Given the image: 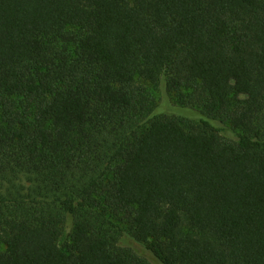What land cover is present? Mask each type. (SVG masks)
Wrapping results in <instances>:
<instances>
[{
    "label": "trees",
    "instance_id": "16d2710c",
    "mask_svg": "<svg viewBox=\"0 0 264 264\" xmlns=\"http://www.w3.org/2000/svg\"><path fill=\"white\" fill-rule=\"evenodd\" d=\"M146 252L264 264V0H0V264Z\"/></svg>",
    "mask_w": 264,
    "mask_h": 264
},
{
    "label": "rangeland",
    "instance_id": "374dc122",
    "mask_svg": "<svg viewBox=\"0 0 264 264\" xmlns=\"http://www.w3.org/2000/svg\"><path fill=\"white\" fill-rule=\"evenodd\" d=\"M152 92H153V95L155 96V98L158 100V103H159V106H162V109L163 110H167V109H170L171 107H180V104L179 103L180 99H179V96L175 93H168L166 92L165 90L163 91H160L158 92L157 90H154L152 87ZM179 115V114H178ZM183 229L185 232L187 233H192L188 224H187V220L184 219L183 220ZM195 235V234H193ZM197 236H200V234H196ZM148 257L153 261L155 262L156 264H158V262L153 258L152 254L149 253V252H146Z\"/></svg>",
    "mask_w": 264,
    "mask_h": 264
}]
</instances>
